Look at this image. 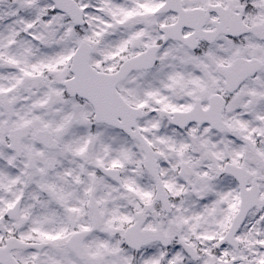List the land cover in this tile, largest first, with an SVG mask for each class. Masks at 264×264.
Here are the masks:
<instances>
[{
    "label": "snow or ice",
    "instance_id": "1",
    "mask_svg": "<svg viewBox=\"0 0 264 264\" xmlns=\"http://www.w3.org/2000/svg\"><path fill=\"white\" fill-rule=\"evenodd\" d=\"M0 264H264V0H0Z\"/></svg>",
    "mask_w": 264,
    "mask_h": 264
}]
</instances>
